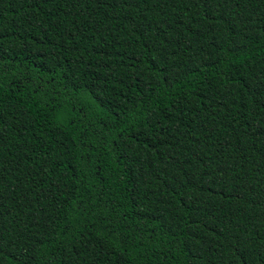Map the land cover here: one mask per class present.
<instances>
[{
    "label": "trees",
    "instance_id": "1",
    "mask_svg": "<svg viewBox=\"0 0 264 264\" xmlns=\"http://www.w3.org/2000/svg\"><path fill=\"white\" fill-rule=\"evenodd\" d=\"M0 264H264V0H0Z\"/></svg>",
    "mask_w": 264,
    "mask_h": 264
}]
</instances>
